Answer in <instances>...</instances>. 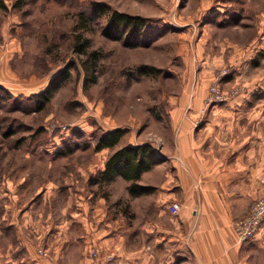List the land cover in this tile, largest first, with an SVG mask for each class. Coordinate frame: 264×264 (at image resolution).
<instances>
[{"label": "rangeland", "instance_id": "1", "mask_svg": "<svg viewBox=\"0 0 264 264\" xmlns=\"http://www.w3.org/2000/svg\"><path fill=\"white\" fill-rule=\"evenodd\" d=\"M0 2L7 6L0 8L1 179L12 173L38 186L44 176L64 175L70 194L78 165H101L111 152L94 149L98 135L119 127L127 129L120 145H158L170 135V110L188 94H208L211 85L250 91L264 108V0ZM94 2L141 16L140 45L104 37L105 18L93 15ZM80 13L90 18L86 29ZM76 34L95 51L92 71L85 69L86 56L74 52ZM64 68L69 77L45 101L41 94ZM113 182L97 186V195L105 196L110 217L125 215L132 224L134 244L135 222L153 193L130 196L127 183ZM256 259L262 263L264 252Z\"/></svg>", "mask_w": 264, "mask_h": 264}, {"label": "crops", "instance_id": "2", "mask_svg": "<svg viewBox=\"0 0 264 264\" xmlns=\"http://www.w3.org/2000/svg\"><path fill=\"white\" fill-rule=\"evenodd\" d=\"M206 96L188 94L168 114L169 137L150 142L160 161L139 181L154 187V199L135 222L134 244L132 224L125 215L110 217L105 196L89 182L105 161L80 163L70 194L64 175L44 176L36 186L0 174V264H88L92 245L114 253L109 264H258L264 223L242 242L234 222L263 190L264 108L250 91L204 108ZM118 182L127 183L120 176ZM174 201L177 215L169 212Z\"/></svg>", "mask_w": 264, "mask_h": 264}, {"label": "trees", "instance_id": "3", "mask_svg": "<svg viewBox=\"0 0 264 264\" xmlns=\"http://www.w3.org/2000/svg\"><path fill=\"white\" fill-rule=\"evenodd\" d=\"M0 8L6 10L7 6L5 3L0 2ZM91 10L96 17L105 18V24L101 30V34L104 37L121 41L123 45L128 47L140 45L145 24L141 16L113 10L109 6L97 2L92 3ZM89 22L90 18L84 13H80L79 23L82 24L81 28L86 29ZM88 47L89 39H82L81 34H76L73 49L78 55L86 56L85 69L87 72L95 68L97 61L95 51L88 52ZM67 70L68 68L61 70L58 77L52 81L51 87L41 94L45 101L48 102L51 99L53 92L59 85L58 81L66 80L69 77V71ZM2 97L0 95V99ZM1 130L2 126L0 122ZM126 133L127 129L118 127L105 131L95 138L94 149L96 151L110 149L111 152L104 162L103 169L97 171L95 175L90 176L89 182L97 186H105L120 176L127 182V190L130 196L152 193L154 191L153 186L139 184V181L142 174L151 169L160 159L157 156L155 148L149 142L136 145H120V141Z\"/></svg>", "mask_w": 264, "mask_h": 264}, {"label": "built area", "instance_id": "4", "mask_svg": "<svg viewBox=\"0 0 264 264\" xmlns=\"http://www.w3.org/2000/svg\"><path fill=\"white\" fill-rule=\"evenodd\" d=\"M239 87H234L230 91L220 89L218 85H211L205 98V103L210 105L213 102H225L237 95ZM263 190L261 194L251 203L246 215L234 222V230L240 241L253 239L259 232L264 223V177L261 178ZM180 210V204L177 201L169 205V212L177 215ZM37 253L42 257L48 256V251L44 247L37 248ZM88 264H109L115 257L114 253L109 250H103L98 245H92L88 249Z\"/></svg>", "mask_w": 264, "mask_h": 264}]
</instances>
